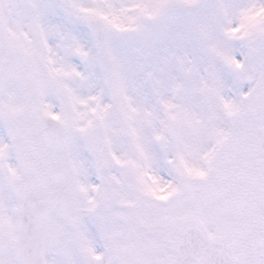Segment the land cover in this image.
<instances>
[{"label": "snow or ice", "instance_id": "1", "mask_svg": "<svg viewBox=\"0 0 264 264\" xmlns=\"http://www.w3.org/2000/svg\"><path fill=\"white\" fill-rule=\"evenodd\" d=\"M0 264H264V0H0Z\"/></svg>", "mask_w": 264, "mask_h": 264}]
</instances>
